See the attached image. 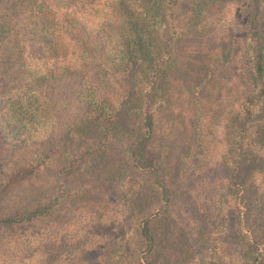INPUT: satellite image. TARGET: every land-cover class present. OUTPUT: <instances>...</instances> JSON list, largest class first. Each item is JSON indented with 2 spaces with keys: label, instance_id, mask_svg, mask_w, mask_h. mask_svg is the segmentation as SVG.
I'll return each mask as SVG.
<instances>
[{
  "label": "trees",
  "instance_id": "16d2710c",
  "mask_svg": "<svg viewBox=\"0 0 264 264\" xmlns=\"http://www.w3.org/2000/svg\"><path fill=\"white\" fill-rule=\"evenodd\" d=\"M243 9L245 92L231 117L226 180L232 181L227 195L237 196L235 205L245 210L237 180H264V0H0V127L25 138L47 127V87L68 79L78 80L74 104L80 112L44 153L19 161L2 178L0 203L9 189L57 165L49 195L0 214V231L49 225L65 205L115 180L112 194L127 211L144 190L156 199L151 214L134 212L132 219L141 243L138 262L154 264L153 223L166 218L199 166L205 88L230 54L206 40L208 20L215 16L228 25ZM218 49L212 70L208 62ZM8 74L18 80L2 88ZM178 135L186 147L172 162L170 138ZM114 159L121 165L112 176L104 164ZM249 235L245 240L254 242ZM263 238L250 264H264ZM91 254L84 252L87 262Z\"/></svg>",
  "mask_w": 264,
  "mask_h": 264
},
{
  "label": "rangeland",
  "instance_id": "374dc122",
  "mask_svg": "<svg viewBox=\"0 0 264 264\" xmlns=\"http://www.w3.org/2000/svg\"><path fill=\"white\" fill-rule=\"evenodd\" d=\"M245 13V9L239 10L228 25H221L215 16L208 20L207 26L212 32L206 40L213 38V47H224L230 54L224 57L228 62L213 71V78L205 88L206 143L199 166L166 218L153 223L156 243L151 260L154 264H250L256 241L264 237V180H237L236 194H243L245 210L235 205L237 196L227 195L232 182L226 180L230 167L231 117L236 112L237 100L245 92L247 67L242 41ZM197 47L198 43L190 44L187 52ZM203 47L204 42L200 48ZM202 50L197 51L202 54ZM219 52L220 49L212 52L215 57L209 59L208 67L212 70ZM12 78L18 80L11 74L2 78V88L9 89L8 81ZM77 83V79H68L47 87L52 107L49 124L39 127L32 136L21 137L11 129L0 127V188L2 178L19 161L44 153L58 132L80 115L74 104ZM178 137L170 138V141L175 140L171 146L172 162L186 147L183 136ZM104 165L111 169L113 176L121 163L114 159ZM56 166L52 165L40 178L28 180L4 193L0 214H12L35 199L48 196L56 183L53 179ZM170 166L173 167V163ZM97 174L92 178L96 179L99 172ZM114 182L104 180L102 187L83 200L68 203L49 225L34 224L0 231V264H139L141 243L132 219L134 212L140 216L151 214L156 199L149 190H144L127 211L112 194ZM222 203L228 206L223 207ZM248 230L254 242L245 240ZM85 251L92 253L88 257L90 262L83 255ZM262 256L264 261V252Z\"/></svg>",
  "mask_w": 264,
  "mask_h": 264
}]
</instances>
